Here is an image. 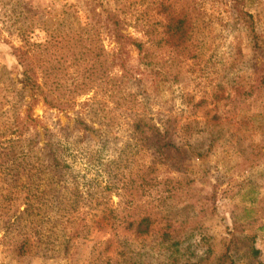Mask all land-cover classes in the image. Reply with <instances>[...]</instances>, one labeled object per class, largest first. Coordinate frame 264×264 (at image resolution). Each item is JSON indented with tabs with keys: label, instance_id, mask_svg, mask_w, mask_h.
Segmentation results:
<instances>
[{
	"label": "rangeland",
	"instance_id": "obj_1",
	"mask_svg": "<svg viewBox=\"0 0 264 264\" xmlns=\"http://www.w3.org/2000/svg\"><path fill=\"white\" fill-rule=\"evenodd\" d=\"M118 1L0 0V126L26 37L52 102L35 126L68 171L51 192L39 174L19 221L0 209V264H264V0L248 6L260 49L232 0H122L124 33L153 35L125 68L103 21ZM161 1L190 13L193 56L157 41Z\"/></svg>",
	"mask_w": 264,
	"mask_h": 264
},
{
	"label": "trees",
	"instance_id": "obj_2",
	"mask_svg": "<svg viewBox=\"0 0 264 264\" xmlns=\"http://www.w3.org/2000/svg\"><path fill=\"white\" fill-rule=\"evenodd\" d=\"M232 1L231 7L238 12L241 23L247 27L253 46L260 49L262 45L253 30L252 15L248 10L252 0ZM122 2V0H119L117 3L119 13L105 9L103 21L105 35L109 33L116 44L114 59L117 60L120 67L125 68L124 47L131 45L138 53H144L146 50L145 44L153 40V35L150 29L147 28V24L145 27L142 25L138 28V31L146 36L147 39L145 40L124 33L123 30L128 23L121 16L123 10H121L119 4ZM156 8L159 12L164 13L161 31L159 32L160 36L157 41H161L162 45L170 47L176 54L193 56L190 52L193 23L187 8L177 6L172 1H161L157 3ZM22 40L25 45L13 48L20 71L18 72L19 77L15 80L19 84L18 92L15 94L13 101H9L13 106L12 122L4 127L0 126V209L13 208L15 211L13 220L15 222L24 217L22 215H28L32 212L34 203L37 200V194L33 189L45 184L37 181L40 173H45V179L51 189L45 191L50 192L55 191L52 190V183L59 186L66 179L68 173L66 170L67 163L61 158L57 148L53 145L51 132L44 129L45 132L42 137L40 131L36 129V121L32 115L33 106L40 98L46 104L51 105L52 102L48 99V92L45 89L49 86L48 81L44 77L41 81L38 80L34 65L29 59V46L32 42L26 37H23ZM159 74L164 73L159 71ZM216 98L219 100L225 97L216 95ZM21 107H23V113L20 111ZM30 128H33V130L30 131ZM164 144L173 146L169 142ZM20 207L22 208L20 209ZM22 244L15 249L19 253L22 250Z\"/></svg>",
	"mask_w": 264,
	"mask_h": 264
}]
</instances>
